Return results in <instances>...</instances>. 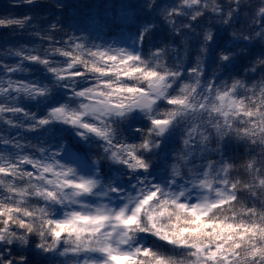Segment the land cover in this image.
I'll return each mask as SVG.
<instances>
[{"label": "snow or ice", "instance_id": "snow-or-ice-1", "mask_svg": "<svg viewBox=\"0 0 264 264\" xmlns=\"http://www.w3.org/2000/svg\"><path fill=\"white\" fill-rule=\"evenodd\" d=\"M51 3L0 17V264H264V0Z\"/></svg>", "mask_w": 264, "mask_h": 264}, {"label": "trees", "instance_id": "trees-1", "mask_svg": "<svg viewBox=\"0 0 264 264\" xmlns=\"http://www.w3.org/2000/svg\"><path fill=\"white\" fill-rule=\"evenodd\" d=\"M78 0H75V3H77ZM38 3L40 5H37L34 8L31 5L25 4V3H16V0H0V17L5 16H13L16 18H23L25 15H34L38 14L40 16H43L46 18L45 21H42L41 23H46L47 20H51L52 22H55V17L59 15V10L54 8V5L51 3V0H38ZM65 31H70V29L67 28V26H64ZM9 30L7 29H0V39L7 42L9 40V37L6 35L8 34ZM22 39V37H18ZM13 38V39H18ZM23 42L25 43H39L38 40L34 38H27Z\"/></svg>", "mask_w": 264, "mask_h": 264}, {"label": "clouds", "instance_id": "clouds-1", "mask_svg": "<svg viewBox=\"0 0 264 264\" xmlns=\"http://www.w3.org/2000/svg\"><path fill=\"white\" fill-rule=\"evenodd\" d=\"M63 2H64V5H65V6H68V8H69L68 15H71V14H72V8H71V5H72L73 3H75V0H63ZM244 2L247 3V0H244Z\"/></svg>", "mask_w": 264, "mask_h": 264}]
</instances>
